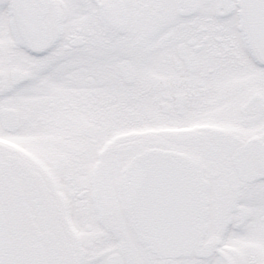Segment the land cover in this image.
I'll use <instances>...</instances> for the list:
<instances>
[{"label":"snow or ice","instance_id":"snow-or-ice-1","mask_svg":"<svg viewBox=\"0 0 264 264\" xmlns=\"http://www.w3.org/2000/svg\"><path fill=\"white\" fill-rule=\"evenodd\" d=\"M0 264H264V0H0Z\"/></svg>","mask_w":264,"mask_h":264}]
</instances>
